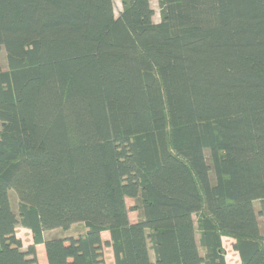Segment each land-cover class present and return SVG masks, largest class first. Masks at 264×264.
<instances>
[{
	"label": "trees",
	"instance_id": "1",
	"mask_svg": "<svg viewBox=\"0 0 264 264\" xmlns=\"http://www.w3.org/2000/svg\"><path fill=\"white\" fill-rule=\"evenodd\" d=\"M156 2L0 0V264H264V0Z\"/></svg>",
	"mask_w": 264,
	"mask_h": 264
},
{
	"label": "rangeland",
	"instance_id": "2",
	"mask_svg": "<svg viewBox=\"0 0 264 264\" xmlns=\"http://www.w3.org/2000/svg\"><path fill=\"white\" fill-rule=\"evenodd\" d=\"M113 1H114L115 13H117L121 8V3H120V0H113ZM150 2H151L152 8L154 9L153 20L157 21L159 19L157 2H156V0H150ZM0 60L2 62L3 67H5V53H4L3 49H1V51H0ZM8 196L10 198L12 208L14 210H16L18 199L16 197L15 191L13 189H9L8 190ZM132 202L133 201L131 198H128V197L126 198V205L128 207L132 204ZM254 204L257 207L259 204L258 200L254 201ZM128 216H129L130 221H134L137 218L136 212L131 211V210H129ZM17 235L22 240L23 247H26L29 243H31L32 236L27 229L20 227V226H17ZM102 236L108 237V232L104 231L102 233ZM232 242H233V238L227 237V236L222 237V244H223L224 250L226 252V264H239V257H238L237 252L232 247ZM36 248L38 250L37 255L39 256L38 263L39 264H47L43 245L38 244V245H36ZM111 260H112V258L110 255L109 258H107L106 263L112 264Z\"/></svg>",
	"mask_w": 264,
	"mask_h": 264
},
{
	"label": "crops",
	"instance_id": "3",
	"mask_svg": "<svg viewBox=\"0 0 264 264\" xmlns=\"http://www.w3.org/2000/svg\"><path fill=\"white\" fill-rule=\"evenodd\" d=\"M39 261V260H38Z\"/></svg>",
	"mask_w": 264,
	"mask_h": 264
}]
</instances>
